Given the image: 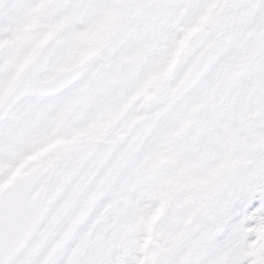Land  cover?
I'll return each instance as SVG.
<instances>
[{"label":"snow or ice","instance_id":"obj_1","mask_svg":"<svg viewBox=\"0 0 264 264\" xmlns=\"http://www.w3.org/2000/svg\"><path fill=\"white\" fill-rule=\"evenodd\" d=\"M0 264H264V0H0Z\"/></svg>","mask_w":264,"mask_h":264}]
</instances>
